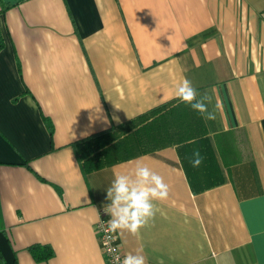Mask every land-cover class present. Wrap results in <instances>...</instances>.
Listing matches in <instances>:
<instances>
[{"label":"crops","instance_id":"0c3cea01","mask_svg":"<svg viewBox=\"0 0 264 264\" xmlns=\"http://www.w3.org/2000/svg\"><path fill=\"white\" fill-rule=\"evenodd\" d=\"M0 32V264H107L94 226L139 158L169 195L124 256L264 264V0H0ZM109 128L134 150L84 172L72 143Z\"/></svg>","mask_w":264,"mask_h":264},{"label":"clouds","instance_id":"9594fccd","mask_svg":"<svg viewBox=\"0 0 264 264\" xmlns=\"http://www.w3.org/2000/svg\"><path fill=\"white\" fill-rule=\"evenodd\" d=\"M175 96L204 119L209 121L216 119L215 110L209 111L208 107L213 97L199 94L188 79L185 78L177 84ZM219 107L220 105L217 104L216 108ZM142 159L139 158L130 172L116 174L106 190L107 199L110 201L106 209L111 216L107 222L108 231H127L137 235L159 211L154 201L168 199L169 187L163 177L148 165L141 163ZM202 161L200 152L194 151L191 158L192 166L199 167ZM114 259L115 264H146L145 257L139 252L135 255L126 254L122 262L118 256Z\"/></svg>","mask_w":264,"mask_h":264},{"label":"trees","instance_id":"16d2710c","mask_svg":"<svg viewBox=\"0 0 264 264\" xmlns=\"http://www.w3.org/2000/svg\"><path fill=\"white\" fill-rule=\"evenodd\" d=\"M1 4L3 11L9 7L8 4L2 3V1ZM2 45L3 38L0 32V47ZM48 128L50 130L51 126L48 125ZM134 134L135 133H133V135ZM134 143H136L135 145L140 146L139 144H141V141L139 135L135 138ZM72 145L77 148V150L79 147V161L81 162L83 171L86 172L106 165L115 159H123L129 154L131 142L128 136L120 137V135L116 134L113 128H109L94 132L76 142H73ZM131 150H134L133 147H131ZM27 250L36 262L46 261L54 255V250L49 244L34 243L29 245ZM4 264L17 263L14 261L12 263Z\"/></svg>","mask_w":264,"mask_h":264},{"label":"built area","instance_id":"2783aa9c","mask_svg":"<svg viewBox=\"0 0 264 264\" xmlns=\"http://www.w3.org/2000/svg\"><path fill=\"white\" fill-rule=\"evenodd\" d=\"M108 220L105 212H101L94 229L97 235L102 254L107 264H115V257H119L122 262L124 254L118 244L117 233L108 231Z\"/></svg>","mask_w":264,"mask_h":264}]
</instances>
